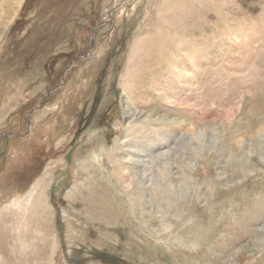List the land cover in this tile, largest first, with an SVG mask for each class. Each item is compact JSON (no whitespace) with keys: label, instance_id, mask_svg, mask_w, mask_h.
I'll return each mask as SVG.
<instances>
[{"label":"rangeland","instance_id":"1","mask_svg":"<svg viewBox=\"0 0 264 264\" xmlns=\"http://www.w3.org/2000/svg\"><path fill=\"white\" fill-rule=\"evenodd\" d=\"M0 28V264H264V0H0Z\"/></svg>","mask_w":264,"mask_h":264},{"label":"bare ground","instance_id":"2","mask_svg":"<svg viewBox=\"0 0 264 264\" xmlns=\"http://www.w3.org/2000/svg\"><path fill=\"white\" fill-rule=\"evenodd\" d=\"M2 32H3V29H1L0 28V36H1V34H2ZM211 124V123H210ZM89 188V187H88ZM36 189V187L34 188V190ZM33 190V191H34ZM101 191V190H100ZM33 193V192H32ZM37 195H39V199H43V197H42V192L41 193H38ZM45 199H46V197H45ZM91 201V203H92V205H94L95 204V201L92 199V200H90ZM36 205V204H35ZM44 206V205H43ZM35 207V206H34ZM41 208V207H40ZM40 208L39 209H34L33 208V211L36 213V219L37 220H40L41 218L43 219V216H42V212H45V216H46V218H44L43 219V221H45V222H47V224L46 225H44V227H43V225L42 224H40L41 223V220H40V223H38V225L36 226V229H42V230H40L39 231V238H41V236L45 233V234H47V235H49V234H51L54 230H53V228L54 227H52V221H51V219H50V216H51V214H48V213H46L47 211H48V209L47 208H45V207H43L42 209H41V211H40ZM75 209H77V206H75ZM3 213L4 212H0V251L2 252V253H4V251H5V249L3 248V246L4 245H6L7 247L8 246H11L10 244L12 243V241H11V237L13 236V234H12V230L11 229H9V224L11 225V228H12V225L14 226V220L12 219V216L10 217H8V216H3ZM38 215V216H37ZM14 216V215H13ZM40 216V217H39ZM33 218V217H32ZM20 220V219H19ZM35 225V224H34ZM51 225V226H50ZM14 228V227H13ZM44 228H45V230L46 231H44ZM38 233V232H37ZM15 235V234H14ZM17 235V234H16ZM16 235H15V237H16ZM14 238V237H13ZM47 238H49V237H47ZM14 245V244H13ZM12 245V246H13ZM51 250V249H50Z\"/></svg>","mask_w":264,"mask_h":264},{"label":"water","instance_id":"3","mask_svg":"<svg viewBox=\"0 0 264 264\" xmlns=\"http://www.w3.org/2000/svg\"><path fill=\"white\" fill-rule=\"evenodd\" d=\"M100 25V24H99ZM101 26V25H100Z\"/></svg>","mask_w":264,"mask_h":264}]
</instances>
